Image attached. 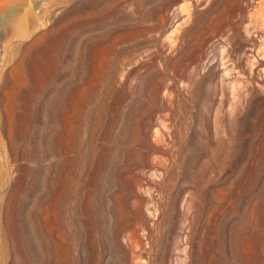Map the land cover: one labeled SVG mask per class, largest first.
I'll use <instances>...</instances> for the list:
<instances>
[{
  "label": "bare ground",
  "instance_id": "6f19581e",
  "mask_svg": "<svg viewBox=\"0 0 264 264\" xmlns=\"http://www.w3.org/2000/svg\"><path fill=\"white\" fill-rule=\"evenodd\" d=\"M0 41L41 152L26 264L42 225L60 264H264V0H10Z\"/></svg>",
  "mask_w": 264,
  "mask_h": 264
},
{
  "label": "rangeland",
  "instance_id": "374dc122",
  "mask_svg": "<svg viewBox=\"0 0 264 264\" xmlns=\"http://www.w3.org/2000/svg\"><path fill=\"white\" fill-rule=\"evenodd\" d=\"M8 1L10 0H0V5ZM26 1L30 2L31 0ZM23 47L24 45L19 42L7 44L5 41H0V89L4 85L7 92V96L0 99L7 115L6 120L2 113V107H0V264H9L14 261L15 257L16 264H26L28 258V248H26L28 207L25 203L28 198V189L25 179L28 171L24 165L38 162L41 154L39 149L29 153L30 145L33 148V144L29 136L31 135V128L28 120V91L24 65L21 63L22 65L17 66L18 61L12 59L16 54H24ZM12 54H14L13 57H11ZM11 65L16 67L14 79L6 76ZM18 80L19 82H17ZM49 116L48 125L52 127L49 140H51L50 146L53 148L57 138V128L56 125H53L56 121L55 111L50 112ZM43 130L44 126L41 125L37 131L42 133ZM36 143L35 148H40V143L38 141ZM10 147H14L15 152L20 155L21 161L11 156ZM53 154L56 159L59 158L58 151L54 150ZM18 177L20 180L13 183V179ZM59 187L60 184H57V192L60 190ZM45 200L41 204L38 203L37 216H40L41 212L50 207L48 199ZM61 216L58 212L60 222L63 220ZM42 227L43 235L41 237L44 256L49 264H60L62 245L56 236L61 237V234L47 237L46 225H42ZM60 228H63L62 225ZM57 250H59L58 255H56Z\"/></svg>",
  "mask_w": 264,
  "mask_h": 264
}]
</instances>
